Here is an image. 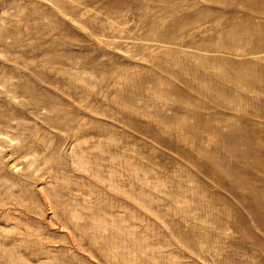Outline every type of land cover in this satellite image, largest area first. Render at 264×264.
<instances>
[{
    "label": "rangeland",
    "instance_id": "374dc122",
    "mask_svg": "<svg viewBox=\"0 0 264 264\" xmlns=\"http://www.w3.org/2000/svg\"><path fill=\"white\" fill-rule=\"evenodd\" d=\"M0 264H264V0H0Z\"/></svg>",
    "mask_w": 264,
    "mask_h": 264
},
{
    "label": "bare ground",
    "instance_id": "6f19581e",
    "mask_svg": "<svg viewBox=\"0 0 264 264\" xmlns=\"http://www.w3.org/2000/svg\"><path fill=\"white\" fill-rule=\"evenodd\" d=\"M252 53H255V51H253ZM98 174H99V172H98ZM112 187H115L113 184L111 185ZM116 188V187H115Z\"/></svg>",
    "mask_w": 264,
    "mask_h": 264
}]
</instances>
